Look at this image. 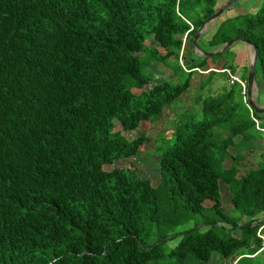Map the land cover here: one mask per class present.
Segmentation results:
<instances>
[{
  "label": "trees",
  "instance_id": "obj_1",
  "mask_svg": "<svg viewBox=\"0 0 264 264\" xmlns=\"http://www.w3.org/2000/svg\"><path fill=\"white\" fill-rule=\"evenodd\" d=\"M220 2L0 0V264H264L256 235L261 226L264 235V149L255 166H239L264 140V113L250 111L239 82L208 93L215 75L229 79L225 70H208L198 107L179 112L173 133L154 139L156 184L130 163L104 168L139 153L149 136L123 131L158 121L208 59H224L221 69L237 74L234 45L179 62ZM224 12L198 45L212 51L236 36L256 45L263 102L264 0L253 13ZM171 57L172 74L145 89L148 66H170Z\"/></svg>",
  "mask_w": 264,
  "mask_h": 264
},
{
  "label": "rangeland",
  "instance_id": "obj_2",
  "mask_svg": "<svg viewBox=\"0 0 264 264\" xmlns=\"http://www.w3.org/2000/svg\"><path fill=\"white\" fill-rule=\"evenodd\" d=\"M221 3H223L226 0H218ZM237 4L233 5V7L230 9H227L223 16L225 14H234L235 11H238L239 9L243 8L245 11H248L250 13H253L254 7H257L259 0H238L236 2ZM256 5V6H255ZM238 6V7H235ZM215 23L212 22L208 25V28H211L213 24ZM146 44L153 46V47H159L157 43L151 38L146 40ZM234 50L237 52V56L235 58L236 63H237V71L236 73L241 76L244 73L243 66L248 65L250 61V56L252 49L249 45L243 43V42H236L234 44ZM159 50L163 53L164 50L159 47ZM191 54L189 52V45H185L183 48L182 52V58L179 59L180 63H183L184 66L185 64H190L192 62H196L199 60V57L201 54H198L197 52H194L192 50V45H191ZM137 54L141 55L142 52H138ZM224 59H219L215 63H213L210 59L207 61L206 71L198 72L196 71L191 80V85L189 89L181 96V98L178 100V102L171 108L167 107L164 111V115L156 122L150 123L149 121H141L140 125L138 128H136L133 131H123V133L126 135L127 138L132 139L136 136H138L140 133L144 132L146 135L149 136L150 140L146 141L143 146L141 147L139 153L131 158L128 159H120L118 161H115L111 165H105L104 168L107 170H110L114 167H124L126 165L133 164L136 167L137 174L140 177L143 178H148L151 183L156 184L159 178V160L160 157L155 153V141L154 139L156 138H161V137H167L170 136L173 131L175 130V126L177 123V116L179 112L183 111L184 109H192V108H197L198 101L197 98L200 96V94L205 95L206 92H203V90H200V82L205 78L207 75V71L210 68H213L215 70L221 71L222 63ZM176 59L174 57H171L169 60L170 66L166 65L165 63L162 62H153L148 66V70L153 74V78L148 83L144 88L148 89L152 85L157 83V80L159 79H167L170 74H172V69L175 68L176 65ZM213 81L207 85L208 93L215 95L217 93H220L224 90L225 87L229 86V81L226 77L221 76V75H215L212 79ZM175 81H177L175 79ZM141 89L134 88L133 92L134 93H139ZM255 92H258V87L256 86L254 89V94ZM257 94V93H256ZM255 96V95H254ZM257 97V95H256ZM257 101V99H256ZM259 104L264 105V101L262 102H257ZM115 129H120V126L117 124ZM260 146L257 148V150L254 151H246L244 153V160L239 161V166H240V172L247 171L250 167L255 166L257 161L259 160V154L262 152L264 149V140L259 139ZM230 154H234V150L230 148ZM231 157V156H230ZM124 160V161H122ZM234 162L232 158H228L225 160L224 165L225 166H230L231 163ZM220 191H221V201L222 205L226 211V213L231 214V195L223 183L220 184ZM212 201L207 199L204 201V205L206 206H211ZM201 220H197V222H200ZM194 221L190 222L188 225H193ZM186 225V227L188 226ZM201 228H204L202 226ZM179 241V236H176L175 238L168 240L165 243V248L169 249L174 247ZM259 255V254H258ZM257 256V255H256ZM216 257L214 255L213 262H215Z\"/></svg>",
  "mask_w": 264,
  "mask_h": 264
},
{
  "label": "water",
  "instance_id": "obj_3",
  "mask_svg": "<svg viewBox=\"0 0 264 264\" xmlns=\"http://www.w3.org/2000/svg\"><path fill=\"white\" fill-rule=\"evenodd\" d=\"M236 1L238 0H226L223 3H221L217 9L207 18H205L201 25L198 27L196 30L194 37L191 41L192 45V50L194 52H197L198 54H201L202 56L205 57H210L214 54H219L221 52H224L226 49L234 45L236 42H243L247 45H249L252 49L251 56H250V61L248 64V71H247V79H246V98L249 106L258 114H263L264 113V105L257 103L256 101V93L254 94V89L256 87L255 83V64L257 61V56H258V48L256 45H253L249 42V40L245 37H233L229 40H227L225 43H223L218 49L212 50V51H207L203 50L199 45H198V39L200 38L201 34L207 30V27L210 23L214 22L217 20V18L230 6H232ZM255 95V96H254ZM255 224V223H254Z\"/></svg>",
  "mask_w": 264,
  "mask_h": 264
},
{
  "label": "built area",
  "instance_id": "obj_4",
  "mask_svg": "<svg viewBox=\"0 0 264 264\" xmlns=\"http://www.w3.org/2000/svg\"><path fill=\"white\" fill-rule=\"evenodd\" d=\"M184 40H185V38H184ZM210 69H213V68H210ZM222 70H225L228 73V78H229L228 81L230 84H232L234 82H239L242 85L243 93H245V95H246V82L241 80V78L238 74H234V73L230 72L229 69H222ZM244 101H245L246 105L250 108V111H252L253 109L249 106L246 96H244ZM256 235H257V237H259L262 240V245L264 246V235L262 233V226L259 227ZM236 261H237V259H235V260L230 259L229 264H235Z\"/></svg>",
  "mask_w": 264,
  "mask_h": 264
}]
</instances>
